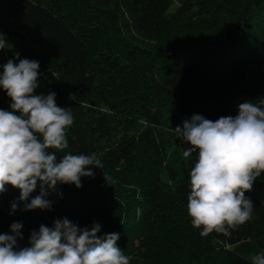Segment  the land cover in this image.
<instances>
[{
	"label": "trees",
	"instance_id": "1",
	"mask_svg": "<svg viewBox=\"0 0 264 264\" xmlns=\"http://www.w3.org/2000/svg\"><path fill=\"white\" fill-rule=\"evenodd\" d=\"M61 1L0 0L8 42L0 73L9 59L38 61L36 94L56 93L74 117L57 160L95 153L103 168L80 188L58 185L51 210L21 204L10 215L20 193L6 185L0 234L21 222L18 242L28 244L40 225L67 217L81 227L100 223V235L119 233L130 264H251L264 251V172L245 193L252 219L231 236H201L187 212L198 156L184 157L190 145L174 128L194 114L235 116L240 103L264 99V0H185L173 11L172 0H77L80 14ZM10 103L0 88V109Z\"/></svg>",
	"mask_w": 264,
	"mask_h": 264
},
{
	"label": "clouds",
	"instance_id": "2",
	"mask_svg": "<svg viewBox=\"0 0 264 264\" xmlns=\"http://www.w3.org/2000/svg\"><path fill=\"white\" fill-rule=\"evenodd\" d=\"M7 40L0 33V50ZM0 73V88L10 98L9 110L0 109V194L6 185L19 190L10 215L22 204L23 211L51 210L50 193L58 185L82 187L81 178H94L92 168H103L98 156L71 153L57 160L56 153L68 148L67 129L74 122L70 108L59 107L56 93L36 94L40 87V64L27 58L9 59ZM264 99L246 100L235 116L213 121L194 114L174 128L189 144L184 152L198 159L190 171L187 212L201 236L215 232L231 236L232 230L252 219L254 204L245 193L264 172ZM50 149L54 151H49ZM39 187V194L30 199ZM101 224L81 227L67 217L40 225L30 234L28 246L21 222L0 234V264H130L118 246L119 233L100 235ZM251 264H264V251L251 257Z\"/></svg>",
	"mask_w": 264,
	"mask_h": 264
},
{
	"label": "rangeland",
	"instance_id": "3",
	"mask_svg": "<svg viewBox=\"0 0 264 264\" xmlns=\"http://www.w3.org/2000/svg\"><path fill=\"white\" fill-rule=\"evenodd\" d=\"M185 0H172V5L171 7L169 8V11H173L176 9V7L178 5H180L182 2H184ZM233 2H238V0H232ZM72 4V5H71ZM79 2L77 0H62L61 1V8H64L65 10H73L72 12L75 13V14H80V12L78 10H82L83 11V8L80 9L79 8ZM71 12V13H72ZM217 21H218V28H220V26H224L226 25V20L224 19V16L222 15H217ZM189 29H193L192 27L189 28ZM221 29V28H220ZM104 39V38H103ZM101 39V40H103ZM129 53V52H128ZM131 54L129 56V59L131 58V56L135 55V53H129ZM135 58V57H133ZM18 243V247H25V246H28V244H24L22 242H17Z\"/></svg>",
	"mask_w": 264,
	"mask_h": 264
}]
</instances>
